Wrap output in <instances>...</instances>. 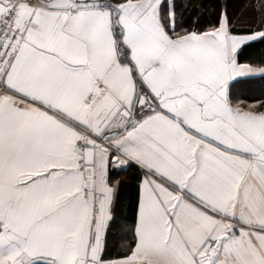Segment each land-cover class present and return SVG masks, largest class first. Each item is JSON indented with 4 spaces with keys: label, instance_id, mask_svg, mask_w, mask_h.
I'll use <instances>...</instances> for the list:
<instances>
[{
    "label": "snow or ice",
    "instance_id": "6c2138e0",
    "mask_svg": "<svg viewBox=\"0 0 264 264\" xmlns=\"http://www.w3.org/2000/svg\"><path fill=\"white\" fill-rule=\"evenodd\" d=\"M0 264H264V0H0Z\"/></svg>",
    "mask_w": 264,
    "mask_h": 264
}]
</instances>
